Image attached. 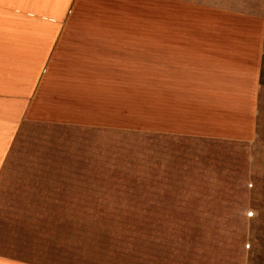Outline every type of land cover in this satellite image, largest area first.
Returning <instances> with one entry per match:
<instances>
[{
	"label": "rangeland",
	"instance_id": "rangeland-1",
	"mask_svg": "<svg viewBox=\"0 0 264 264\" xmlns=\"http://www.w3.org/2000/svg\"><path fill=\"white\" fill-rule=\"evenodd\" d=\"M204 2L264 14V0ZM155 37L105 49L124 93L23 123L0 177V264H264V124L246 141L145 93L161 78L163 50L142 47Z\"/></svg>",
	"mask_w": 264,
	"mask_h": 264
},
{
	"label": "crops",
	"instance_id": "crops-1",
	"mask_svg": "<svg viewBox=\"0 0 264 264\" xmlns=\"http://www.w3.org/2000/svg\"><path fill=\"white\" fill-rule=\"evenodd\" d=\"M85 34L114 38L103 48ZM136 34L155 35L142 47L163 50L160 81L146 83L145 93H164V107L169 93L173 109L203 116L206 129L256 139L264 124V14L204 0H0V177L28 118L48 110L72 116L79 97L90 106L91 93H124L122 59L105 51L138 48L122 38ZM129 93H138L133 82Z\"/></svg>",
	"mask_w": 264,
	"mask_h": 264
}]
</instances>
